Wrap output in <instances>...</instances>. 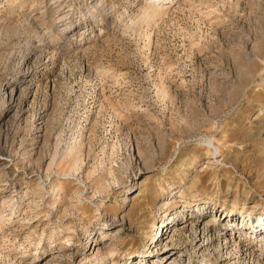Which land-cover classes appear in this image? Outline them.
I'll return each instance as SVG.
<instances>
[{"label": "rangeland", "instance_id": "rangeland-1", "mask_svg": "<svg viewBox=\"0 0 264 264\" xmlns=\"http://www.w3.org/2000/svg\"><path fill=\"white\" fill-rule=\"evenodd\" d=\"M155 4L0 0V264H226L202 224L264 215V0Z\"/></svg>", "mask_w": 264, "mask_h": 264}, {"label": "bare ground", "instance_id": "bare-ground-1", "mask_svg": "<svg viewBox=\"0 0 264 264\" xmlns=\"http://www.w3.org/2000/svg\"><path fill=\"white\" fill-rule=\"evenodd\" d=\"M155 1L157 5L155 4V6L151 8L153 9L152 13L162 12L164 8V6L160 4L162 0H155ZM207 144H208L209 151L211 152L212 155L218 156L221 153L220 148L212 140H208ZM173 204L174 203H167L165 205L171 206ZM196 204L203 205V203H196ZM183 207L184 206H181V209ZM201 215H204V214H202L201 212H198V213L192 214L191 216L187 215L186 217L189 220V218L196 219L197 217ZM230 217L232 221L235 220L233 218L234 217L233 213L230 214ZM175 219L176 217H173L171 222L170 221L167 222L168 223L167 226L169 227L170 225H173V223L175 222ZM218 221L219 219L217 218V215H216V216H213L212 219H210L206 224L204 225L202 224V226L200 227L201 244L199 246H202L205 249V250L204 249L202 250L206 252V254L209 253L211 257H215V258L217 257L216 255L214 256L211 253L212 251L218 252V255H222V254L231 255L230 261L227 262L226 264H264V232L261 231L263 230L262 227L264 226V215L260 216L257 219H254L252 223H251V218L247 220L246 218H243V220L241 221L242 224L240 228H239V224L237 227H235L236 224L234 222H232V225L226 223L222 226L214 223ZM243 226L245 227L252 226V229L244 228V230H242ZM259 226H261L260 231L253 229V228L258 229ZM227 227H229L230 229H228ZM164 248L165 249L162 254L170 255L173 248L169 247L168 245H165ZM150 249L151 248H148V250ZM200 250L201 249L199 247V250H196V251H200ZM144 257L150 258V255H145ZM208 260H211V258H208ZM187 264H192V263H187ZM196 264H202V262H199V263L196 262ZM203 264H206V263H203Z\"/></svg>", "mask_w": 264, "mask_h": 264}]
</instances>
